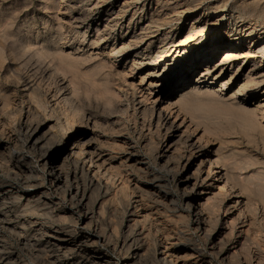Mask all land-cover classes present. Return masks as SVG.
<instances>
[{"label": "rangeland", "instance_id": "374dc122", "mask_svg": "<svg viewBox=\"0 0 264 264\" xmlns=\"http://www.w3.org/2000/svg\"><path fill=\"white\" fill-rule=\"evenodd\" d=\"M224 6L240 8L237 12L243 17L238 27L232 28L235 34L242 36L253 25L255 35L241 42L235 38L232 47L227 25L216 24ZM178 11L185 13L181 20L174 19ZM206 23L211 28L200 42L204 34L198 29ZM262 32L264 0H0V264H66L54 258V248L48 245L54 238L43 233L41 225L58 234L70 228L80 244L107 256L112 264H123L127 257L122 250V232L134 225L144 232V248L135 264H157L153 247L161 250L165 243L170 248L168 254L179 264H228L229 260L221 259L223 250L228 251V258L235 256L230 264H248L251 257L258 262L264 257V239L256 237L250 214L251 208L258 207V219H262L264 201L250 183L249 190L254 191L241 190L240 178L247 175V169L239 170L238 163H233L244 159V165L250 164L248 175L251 171L256 175L255 170L264 173V86H253L247 80L251 63L239 70L240 62L221 64L204 78L201 94L179 103L206 66L220 64L230 51L246 50L252 38ZM171 39L175 46L162 43ZM50 53H56L57 58ZM62 56L67 57L66 63ZM55 60L63 61L57 65L60 69L55 68ZM219 72L222 75L214 80ZM232 76L220 94L224 99H215L211 93ZM238 103L244 104V112L250 115L240 116ZM65 122L69 132L63 131ZM76 140L84 144L85 154L74 155L75 160L80 159L77 163L68 161L64 181L56 187L57 180L45 170L46 160L62 152L72 154ZM93 151L108 172L101 179L102 187L96 183L94 187L81 176L84 163L93 171L87 162ZM209 158L229 168L235 189L248 196L244 203L237 205L242 198L226 195L223 200H209L220 187L216 174L207 177ZM196 173L198 177H193ZM195 183L202 184L199 187L205 195L203 216H196L195 207L188 208L191 203L195 206L196 194L191 191ZM261 187L264 190V185ZM83 195L86 201L81 204ZM257 198L260 203L254 201ZM91 212H96L101 229L90 227L83 219L82 213ZM105 229L106 241L102 240ZM263 260L259 262L264 264Z\"/></svg>", "mask_w": 264, "mask_h": 264}, {"label": "bare ground", "instance_id": "6f19581e", "mask_svg": "<svg viewBox=\"0 0 264 264\" xmlns=\"http://www.w3.org/2000/svg\"><path fill=\"white\" fill-rule=\"evenodd\" d=\"M223 3V2H222ZM176 4V3H175ZM211 5V4H210ZM262 5V4H261ZM229 6V5H228ZM209 9V8H208ZM216 9V8H215ZM240 9V8H239ZM239 9H234L233 7H227V6H224V14H223V16L222 17H220L217 21H216V24H219L220 25V22H221V24L223 25V24H226L227 25V29H226V34L227 35H230V45L233 47V40L236 38V40H238V41H243L244 40V38L245 37H248L249 39L251 38V37H253L254 35H255V33H256V27H253V25L250 27V28H247L246 30H244L245 31V34L244 35H242V36H240L239 34H235L234 32H233V29L235 28V27H238V24H239V22H238V20H239V18H241V17H243V16H240L239 14H238V12L237 11H239ZM193 10V9H192ZM184 11V10H183ZM181 12V13H179V11L177 12V16H175V18L174 19H177V20H181L180 19V17L181 16H183L185 13V11H187V10H185L184 12ZM189 11V10H188ZM207 11V10H206ZM212 11V10H211ZM258 11V10H257ZM176 12V11H175ZM191 12V11H190ZM209 12V11H208ZM174 13V12H173ZM188 13V12H187ZM240 13H241V11H240ZM245 13V12H244ZM243 13V15L245 16V14ZM256 13V12H255ZM248 14V13H247ZM255 16H256V14H255ZM263 17V16H262ZM244 19V18H243ZM244 20H246V19H244ZM167 21V20H166ZM174 22V21H173ZM166 24V23H165ZM247 25H249V24H247ZM171 26V25H170ZM202 26H204V25H202ZM172 27V26H171ZM247 27V26H246ZM249 27V26H248ZM194 28V27H193ZM210 28H211V26L209 25V23H206V25H205V27L204 28H200V29H198V31L200 32V33H203L204 34V37L202 38V39H200V42H202L204 39H205V37H206V32L208 31V30H210ZM233 28V29H232ZM172 31H173V29H172ZM170 32V31H169ZM197 33V32H196ZM167 35V34H166ZM194 35V34H193ZM134 36V35H133ZM167 36H169V34L167 35ZM166 37V36H165ZM174 37V36H173ZM136 38V37H135ZM166 40V39H165ZM163 41L162 43H167V44H171V45H174L175 46V44H176V41L174 40V39H171L169 42H167V41ZM214 40H215V38L213 39V42L212 43H214ZM38 45V44H37ZM43 45V44H42ZM33 46V45H32ZM45 46V45H44ZM30 47V46H29ZM41 47H43V46H41ZM40 47V48H41ZM39 48V47H38ZM39 48V49H40ZM49 48V47H48ZM167 48V47H166ZM36 49V48H35ZM38 49V50H39ZM41 49H44V47L43 48H41ZM47 49V48H46ZM43 50V51H47V50ZM27 50V49H26ZM42 51V50H41ZM50 51H51V49H50ZM49 50H48V52H47V55H48V57H49V52H50ZM53 51V50H52ZM217 51H219V49H217L216 48V52ZM37 52V51H36ZM35 52V53H36ZM54 52V51H53ZM215 52V53H216ZM44 53H46V52H44ZM52 53V52H51ZM50 53V55L52 56H54L56 53H58V52H56V53H54V54H51ZM38 54H40V52L38 53ZM59 54V53H58ZM35 55V54H34ZM37 55V54H36ZM41 56H43V58L45 57L44 55H41ZM50 56V57H51ZM48 57H45V58H48ZM42 58V57H41ZM52 58V57H51ZM57 58V57H56ZM55 58V56L53 57V59H56ZM59 58V57H58ZM62 59H64L63 61L66 63V61L65 60H67V57H66V59L65 58H63V56L61 57ZM61 59V60H62ZM214 59V58H213ZM212 58L210 59V60H208V61H206V63L207 62H211L212 60H213ZM52 60V59H51ZM50 60V61H51ZM58 60H60V59H58ZM58 60H55L54 62H56L57 61V63L59 62ZM53 61V60H52ZM63 61H60V63H58V64H56V67L55 68H57L58 66L57 65H61L62 63H63ZM47 62V61H46ZM233 62H235V63H238V62H240L241 63V65H239L238 66V70H239V68L240 67H242V66H245V65H249L250 63H251V73L249 74V75H247V80L249 81V83H251V84H253V86H258V87H261V86H264V32H262V33H260V35H259V37L258 38H252V40L249 42V46L247 47V49L246 50H244V51H240V52H237V51H230L229 53H228V55H226L225 57H224V59H222V61L220 62V64H214L213 66H206L205 68H204V71H202L201 72V76H200V78H198L197 79V83L195 84V86H192V88H191V90L189 91V93L186 95V94H182L181 95V97H180V99H179V103L180 104H183L186 100H188L189 98L191 99V97L192 96H195L197 93H202L201 92V88L199 87L201 84H203V83H205V80H204V78L205 77H207L209 74H210V72H212L211 71V69H215L216 67H218L219 65H221V64H228V63H233ZM68 63V62H67ZM249 63V64H248ZM52 64V63H51ZM55 64V63H54ZM69 64V63H68ZM63 65V64H62ZM73 65V64H72ZM71 65V66H72ZM60 67V66H59ZM58 67V68H59ZM248 67V66H247ZM62 68H64L63 66L61 67V69ZM60 69V68H59ZM55 70V69H54ZM237 70V71H238ZM221 71H223V69L221 70ZM59 72V71H58ZM57 72V73H58ZM252 72H256V73H252ZM222 72H219V74L218 75H216L215 76V78H214V80H217L219 77H220V75H222L221 74ZM232 78H233V76L230 78V80H228V82H226V83H224L223 82V84L222 85H220V86H218V89L217 90H214V92L213 93H211V94H213V97L215 98V99H221V97H223V96H221L220 94L221 93H223L224 92V90H226V87H227V84H230L231 83V81H232ZM248 83V84H249ZM253 86H251V87H253ZM70 88V87H69ZM243 88V87H242ZM77 89V88H76ZM209 89V88H208ZM246 89V88H245ZM211 90V89H210ZM204 92V91H203ZM210 92V91H209ZM75 93V92H74ZM3 95V94H2ZM66 97H67V95H66ZM197 97V96H196ZM68 98V97H67ZM193 99H195L194 97H193ZM192 99V100H193ZM218 99V100H219ZM223 99H224V97H223ZM61 100V99H60ZM66 100L67 99H65V101H64V103L66 102ZM63 101V100H62ZM68 101H69V99H68ZM71 101L72 100H70V104H71ZM191 101V100H190ZM194 101V100H193ZM215 101V100H214ZM221 101V100H220ZM225 101V100H224ZM237 101V100H236ZM213 102V101H212ZM231 102V101H230ZM7 103V102H6ZM73 103V102H72ZM172 103V102H171ZM175 103V102H174ZM187 103H189L188 101H187ZM61 104V103H60ZM67 105H68V103H66ZM69 104V105H70ZM176 104V103H175ZM223 104H225V103H223ZM235 104H236V102H235ZM234 104V105H235ZM66 105V106H67ZM187 105V104H186ZM190 105V104H189ZM189 105L187 106V107H189ZM233 105V104H232ZM231 105V106H232ZM239 107H237L238 108V111H239V113H240V116H246V114H248V113H245L244 111H245V105L243 106L242 104H240V103H238L237 104ZM237 105H235V106H237ZM261 106H262V104H260ZM66 106H65V108H66ZM72 106L73 105H70V107L72 108ZM176 106V105H175ZM198 106V105H197ZM227 106V105H226ZM258 106H259V104H258ZM260 106V107H261ZM41 107V106H40ZM167 107V106H166ZM183 107H185L186 108V106H183ZM259 107V108H260ZM44 108V107H43ZM73 108H75V106H73ZM168 108H170L169 106H168ZM176 108H178V106L176 107ZM189 108H191V107H189ZM231 108V107H230ZM263 108H264V105H263ZM172 109V108H171ZM182 109H184V108H182ZM256 109H258L257 107H256ZM261 109V108H260ZM68 111H70V109H67ZM252 110H254V109H252ZM67 111V112H68ZM75 111V110H74ZM174 111V110H173ZM264 111V110H263ZM43 112V111H42ZM76 112H77V110H76ZM76 112H75V114H76ZM81 112V111H80ZM171 112H172V110H171ZM182 112V111H181ZM227 112H229V111H227ZM247 112V111H246ZM59 113V112H58ZM69 113L70 112H68L67 114L69 115ZM72 113V112H71ZM70 113V114H71ZM78 113V112H77ZM169 113V112H168ZM179 113V112H178ZM238 113V114H239ZM253 113V112H252ZM254 113H256V112H254ZM54 114V113H53ZM73 114V113H72ZM160 114V113H159ZM236 114V113H235ZM258 114V113H257ZM264 114V113H263ZM262 114V115H263ZM79 115V114H78ZM78 115H75V116H78ZM163 115V114H162ZM172 115V114H171ZM178 115L179 114H177V115H175L176 116V118L178 117ZM233 115V113H231V116ZM248 115H250V113L248 114ZM252 115V114H251ZM260 115H261V112H260ZM261 115V116H262ZM59 116V115H58ZM71 116V115H70ZM74 116V115H73ZM72 116V117H73ZM231 116L229 117V118H231ZM60 117V116H59ZM58 117V118H59ZM159 117H161V116H159ZM226 117V116H225ZM233 117H234V115H233ZM248 117V116H247ZM251 117H253V116H251ZM255 117V116H254ZM58 118H57V120H58ZM168 118V117H167ZM264 118V117H263ZM61 119V118H60ZM59 119V120H60ZM67 119V118H66ZM71 119V118H70ZM233 119V118H232ZM245 119V118H244ZM243 119V120H244ZM254 119V118H253ZM256 119H257V117H256ZM62 120V119H61ZM74 120V119H73ZM159 120H160V118H159ZM171 120V119H170ZM237 120V119H236ZM239 120V119H238ZM248 120V119H247ZM259 120V119H258ZM64 121H65V119H64ZM63 121V122H64ZM165 121V120H164ZM181 121V120H180ZM242 121V120H241ZM255 121H257V120H255ZM60 122H62V121H60ZM71 122V121H70ZM70 122H69V125H71L70 127H72V123L70 124ZM81 122V121H80ZM160 122V121H159ZM183 122H185V121H183ZM182 122V123H183ZM232 122L234 123V121L232 120ZM236 122V121H235ZM250 122V121H249ZM248 122V123H249ZM254 122V121H253ZM65 123H67V122H65ZM64 123V124H65ZM167 123H168V120H167ZM175 121L172 123V125H175ZM257 123H259V122H257ZM186 124V123H185ZM250 124V123H249ZM253 124V123H252ZM260 124V123H259ZM59 125V124H58ZM57 125V126H58ZM67 125H68V123L67 124H65V126L66 127H64L62 124H61V126L63 127V131L64 130H66L65 132H67ZM82 125V124H81ZM168 125V124H167ZM182 125H184V124H182ZM240 125V124H239ZM247 125V124H246ZM263 125V124H262ZM171 126V125H170ZM170 126H169V128H170ZM188 126V125H187ZM242 126V125H241ZM240 126V127H241ZM256 126V125H255ZM69 127V128H70ZM179 127H181L180 126V124H179ZM244 127V126H243ZM250 127V126H249ZM252 127V126H251ZM169 128H168V131H169ZM61 130H62V128H60ZM71 129V128H70ZM188 130H189V128H188ZM248 130H251V129H248ZM60 131V130H59ZM62 131V132H63ZM196 131V130H195ZM68 132H69V130H68ZM264 132V131H263ZM247 133V132H246ZM63 134H66V135H68L67 133H63ZM249 136V135H248ZM181 138V137H180ZM202 138V137H201ZM201 138H199V139H201ZM177 139V138H176ZM189 139V138H188ZM178 140H181V139H178ZM177 140V142H178V144H179V141ZM203 140V139H202ZM182 141V140H181ZM180 141V142H181ZM200 141V140H199ZM83 142H85V141H83ZM176 142V141H175ZM176 142V143H177ZM202 142V141H201ZM174 144V143H173ZM84 144L83 143H81V142H78L77 140H76V142L75 143H73V149H70L71 151L70 152H72V154H68V153H66V152H62V153H60L58 156H56V158H54V159H49V160H46V163H45V165L44 166H46V168H45V170H46V172L48 173V175L50 176V177H52L54 180L56 179L57 180V182H56V187H58L57 185H60L63 181H64V176H63V170H64V168L68 165V161L69 160H74V162H78L77 160H75V159H77L78 158V156H82V155H84L85 154V151H84V146H83ZM170 145V144H169ZM176 145V144H175ZM175 147V146H174ZM177 147V146H176ZM178 149H179V145H178V147H177ZM177 149V150H178ZM184 149V148H183ZM68 150V149H67ZM176 150V151H177ZM197 150V149H196ZM89 151V150H88ZM175 151V150H174ZM179 151V150H178ZM50 152V151H49ZM93 153H95L94 151L92 152V153H90L89 152V154H88V158H87V162H89V165H90V167L91 166H93V171L89 168V169H86L85 168V166H86V164L84 163V165H82L83 166V168H81L82 169V172H83V175H81L82 177L84 176L85 178H87L92 184H94V183H96V185H101L102 183H101V179H102V177H105V174L106 173H108L106 170H104V167H103V163L101 164L100 163V157H99V155H95V154H93ZM74 155L77 157V158H74ZM64 156V158H63V160H61L62 162H61V164L60 165H58L57 163H59V160L62 158ZM79 157V158H80ZM226 157V156H225ZM85 158V157H84ZM83 158V159H84ZM102 158V157H101ZM234 158V157H233ZM215 158H213L212 160H214ZM231 159V158H230ZM229 159V160H230ZM210 158L208 159V164H209V167H208V178L210 179V177H211V175L212 174H216L215 175V177L218 179V182H220L219 183V186H217V187H219V189H218V192H216L215 190L213 191L214 193H213V195L211 196V197H209V200H212V199H215V200H218L219 198L220 199H222L223 200V196H235L236 198H242L241 200L240 199H236L237 201H236V204L237 205H241L242 203H244V201H245V198H246V196L244 197L242 194H241V192L242 191H240V192H238V190H237V188L235 189V186L236 185H234V184H236L235 183V181H234V176L233 175H231V173H229L228 172V169L229 168H227V169H225V168H222V167H220L219 166V164L217 165V164H215L213 161H212ZM222 160V159H221ZM244 160V159H243ZM243 160H242V162H243ZM254 160V159H253ZM85 161H86V159H85ZM205 161V160H204ZM215 161V160H214ZM249 161V160H248ZM217 162V161H216ZM221 162H223V160L221 161ZM239 162H241V160L239 161ZM239 162L237 161V162H233V163H238L237 164V169H239V170H246L247 169V171H245L244 173H246L247 175H245V176H242V178H240L241 177V175H240V179H242L241 181H243V183H242V185H241V190H247L248 189V191H250V190H252V188L249 190V187H251V185L250 184H252V185H254L253 187L254 188H256L257 190V193H258V195L260 196L259 198L260 199H262L263 201H264V190L262 189V187L261 186H263L264 184V173L263 172H259L258 170H255V171H257L256 173V175H254V173H253V175H251L252 174V172L253 171H251V176L250 175H248V168H249V166H250V164H249V166L247 165L246 166V164L244 165V163H246V161L244 162V163H240L239 164ZM75 163V164H76ZM219 163V162H218ZM228 163V162H227ZM248 163V162H247ZM251 163V162H250ZM83 164V163H82ZM203 164V163H202ZM223 164V163H222ZM225 164V163H224ZM256 164V162H254V165ZM78 165V164H77ZM105 165V164H104ZM220 165H221V163H220ZM228 165V164H227ZM106 166V165H105ZM256 166V165H255ZM76 167V166H75ZM200 167V166H199ZM198 167V168H199ZM228 167V166H227ZM106 168V167H105ZM174 168V167H173ZM257 168V167H256ZM67 169V168H66ZM79 169V168H78ZM108 169V168H107ZM215 169H217V170H215ZM231 169L233 170V168L231 167ZM237 169H235V170H237ZM77 170V169H76ZM197 170V169H196ZM251 170V169H250ZM249 170V171H250ZM254 170V169H253ZM65 171V170H64ZM109 171V170H108ZM230 171V170H229ZM238 171V170H237ZM196 172V171H195ZM198 172V171H197ZM199 172H201V169H200V171ZM232 172V171H231ZM66 173V172H65ZM77 173V172H76ZM112 173V172H111ZM234 173H235V171H234ZM244 173H241V174H244ZM67 174V173H66ZM65 174V175H66ZM199 174V173H198ZM69 174H67V176H68ZM194 175V174H193ZM236 175V174H235ZM109 176H110V173H109ZM109 176H107L106 178H108ZM199 176H200V174H199ZM237 176H239V175H237ZM81 177V178H82ZM83 177V178H84ZM193 177H198L197 176V173H196V176H193ZM78 178V177H77ZM110 178V180H111V177H109ZM206 178V177H205ZM215 178V179H216ZM30 179V178H29ZM122 179V178H121ZM207 179V178H206ZM239 179V180H240ZM28 180V179H27ZM84 180V179H83ZM86 180V179H85ZM107 180V179H106ZM112 180H113V178H112ZM109 181V180H108ZM108 181H106V182H108ZM203 181V180H202ZM232 181H234V184L232 183ZM55 182V181H54ZM200 182H201V180H200ZM84 183H86V181L84 182ZM98 183V184H97ZM109 183H110V181H109ZM108 183V184H109ZM113 183V182H112ZM129 183V182H128ZM199 183V182H198ZM198 183H195L194 184V186H193V188H191V189H193V190H191V191H193L195 194H196V196L195 197H193V202L195 203V206H193V204L191 203L190 204V207H188V208H193V210H194V207H195V210L196 211H198L196 214V216H203L204 215V202L202 203V200L204 199V193L202 192V190H200V187L199 186H201V185H199ZM237 183H239V186H240V182H238L237 181ZM250 183V184H249ZM77 184V183H76ZM88 184V183H87ZM107 184V185H108ZM62 185V184H61ZM63 185H64V183H63ZM66 185H67V183H66ZM74 185V184H73ZM85 185V184H84ZM105 185V184H104ZM111 185V184H110ZM250 185V186H249ZM41 186V185H40ZM71 187V185H68V187ZM124 186V185H123ZM126 186V185H125ZM215 186V185H214ZM62 187V186H61ZM74 187V186H73ZM81 187V186H80ZM84 187H86V185L84 186ZM83 187V188H84ZM93 187V186H92ZM94 187H95V184H94ZM97 187V186H96ZM101 187H102V185H101ZM104 187V186H103ZM202 187V186H201ZM67 188V187H66ZM83 188H82V190H83ZM110 188V187H109ZM108 188V189H109ZM126 188V187H125ZM59 189V188H58ZM76 189H78V188H76ZM88 189V188H87ZM90 189V188H89ZM95 189V188H94ZM93 189V190H94ZM103 189V188H102ZM106 189V188H105ZM186 189V188H185ZM211 189V188H210ZM100 190V189H99ZM98 190V191H99ZM70 191V190H69ZM84 191V190H83ZM87 191V190H86ZM85 191V192H86ZM97 191V190H96ZM252 191H254V190H252ZM54 192V191H53ZM66 192V191H65ZM88 192V191H87ZM108 192V191H107ZM216 192V193H215ZM68 193V192H67ZM81 193V192H80ZM96 193V192H95ZM101 193V192H100ZM246 193V192H245ZM249 193V192H248ZM251 193V192H250ZM253 193V192H252ZM40 194V193H39ZM49 194V193H48ZM54 195V194H53ZM81 195V194H80ZM98 195V194H97ZM248 195H250V194H248ZM251 195H253V194H251ZM51 196V195H50ZM208 196H210V195H208ZM253 196H255V195H253ZM253 196H252V198H253ZM71 197V196H70ZM90 197V196H89ZM98 197V196H97ZM257 197V196H256ZM51 198V197H50ZM72 198H73V196H72ZM79 198V197H78ZM247 198H248V196H247ZM251 198V199H252ZM65 199H66V197H65ZM64 199V200H65ZM81 199V200H80ZM94 199H95V197H94ZM259 199V200H260ZM43 200V199H42ZM74 200V199H73ZM79 200H80V202H81V204H83L85 201H86V199H85V195H83L81 198H79ZM133 200H134V198H133ZM205 200V199H204ZM208 200V199H207ZM249 200V199H248ZM88 201H90V200H88ZM250 202L252 201V200H249ZM255 202L256 201H258V198H257V200H254ZM254 201H252V202H254ZM79 202V203H80ZM94 202H96V199L94 200ZM135 202V201H134ZM250 202H249V204H250ZM260 202H261V200H260ZM259 201H258V203H260ZM136 203V202H135ZM139 203V202H138ZM207 203V202H206ZM218 203H220V202H218ZM222 203V202H221ZM257 203V204H258ZM263 203V202H262ZM47 204V203H46ZM264 204V203H263ZM78 205V204H77ZM95 205V204H94ZM100 205V204H99ZM138 205H140V204H138ZM211 205V204H210ZM212 205H214V204H212ZM217 206H218V204H216ZM215 205V206H216ZM245 205V204H244ZM246 205H247V201H246ZM255 205L256 204H252V207H255ZM51 206V205H50ZM90 206H92V205H90L89 204V206L88 207H90ZM134 206V205H133ZM249 206V205H248ZM251 206V205H250ZM95 207V206H94ZM115 207V206H114ZM212 207H214V206H212ZM234 207H236V206H234L233 205V208ZM241 207V206H240ZM243 207V206H242ZM52 208V207H51ZM78 208V207H77ZM83 208V207H82ZM86 208V207H85ZM130 208V207H129ZM128 208V209H129ZM135 208V207H134ZM136 208H139L140 209V207H137L136 206ZM207 208V207H206ZM215 208V207H214ZM55 209V208H54ZM104 208H103V205H102V207H101V209L100 210H103ZM209 209V208H208ZM210 209H211V207H210ZM217 209V208H216ZM230 208H228V210H229ZM236 209V208H235ZM238 209V208H237ZM240 209V208H239ZM238 209V210H239ZM242 209H245V208H242ZM250 208L248 207V210H249ZM258 209V207H255V208H251V210H252V212L250 213V214H252V222H251V226H254L255 227V235H256V237L259 239V240H261L262 238L264 239V216H262V219L260 218V219H258V214H260L259 213V211L257 210ZM207 210V209H206ZM218 210H219V208H218ZM217 210V211H218ZM227 210V211H228ZM231 210V209H230ZM45 211V210H44ZM85 211H87V210H85ZM85 211H83V212H85ZM90 211V210H89ZM88 211V212H89ZM111 211V210H110ZM109 211V212H110ZM137 211V210H136ZM212 211H216V210H213L212 209ZM240 211H241V209H240ZM129 212V211H128ZM127 212V213H128ZM139 212V211H138ZM141 212V211H140ZM230 212V211H229ZM249 212V211H248ZM263 212V211H262ZM50 213V212H49ZM96 213V212H95ZM95 213L94 212H91V213H82L83 214V219L88 223V225L90 226V227H92V226H95V227H98L99 228V224H100V221H99V219L98 220H96V218H95ZM209 213V212H208ZM214 213V212H213ZM218 213H220V212H218ZM244 213V212H243ZM76 214H79V213H76ZM101 214V213H100ZM247 214V213H246ZM245 214V215H246ZM262 214V213H261ZM131 215H133L132 214V211H131ZM136 215H138V214H136ZM216 215V214H215ZM237 215H238V213H237ZM244 215V216H245ZM104 216H106V215H104ZM104 216H103V218H104ZM147 216V215H146ZM208 216V215H207ZM206 216V217H207ZM218 216V215H217ZM238 216H240V215H238ZM260 216V215H259ZM80 217V216H79ZM100 217H101V215H100ZM151 217V216H150ZM205 217V218H206ZM211 217V216H210ZM213 217V216H212ZM216 217V216H215ZM250 217V216H249ZM48 218V217H47ZM102 218V217H101ZM108 218V217H107ZM129 218V217H128ZM140 218V217H139ZM146 218V217H145ZM237 218V217H236ZM236 218H233V219H236ZM241 218H243V217H241ZM248 218V217H247ZM141 219V218H140ZM208 219V218H207ZM214 219V218H213ZM221 219V218H220ZM233 219H231L232 221H233ZM246 219V218H245ZM245 219H243L244 220V222H246L245 221ZM56 220V219H55ZM78 220V219H77ZM104 220V219H103ZM110 220V219H109ZM154 220V219H153ZM152 220V221H153ZM173 220V219H172ZM251 220V219H250ZM249 220V221H250ZM260 220V221H259ZM107 221V220H106ZM106 221H105V223H106ZM204 221V220H203ZM210 221V220H209ZM218 221H221V220H219L218 219ZM240 221V220H239ZM134 222V221H133ZM137 222V221H136ZM145 222V221H144ZM173 222V221H172ZM171 222V223H172ZM201 222V221H200ZM207 222V221H206ZM215 222V221H214ZM32 223V222H31ZM104 223V224H105ZM141 223V222H140ZM177 223V222H176ZM211 223V222H210ZM233 223V222H232ZM243 223V222H242ZM250 223V222H249ZM39 224H41V223H39ZM136 224V223H135ZM151 224V223H150ZM208 224V223H207ZM223 224V223H222ZM227 224V223H226ZM225 224V225H226ZM231 224V223H230ZM76 225V224H75ZM124 225V224H123ZM130 225V224H129ZM155 225V224H154ZM204 225V224H203ZM219 225V224H218ZM233 225H234V223H233ZM39 226V225H38ZM77 226V225H76ZM75 226V227H76ZM114 226V225H113ZM128 226V225H127ZM144 226V225H143ZM197 226V225H196ZM206 226V225H205ZM211 226H212V224H211ZM240 226V225H239ZM74 227V226H73ZM78 227V226H77ZM84 227V226H83ZM115 227V226H114ZM121 227H122V225H121ZM120 227V228H121ZM125 227V226H124ZM231 227V226H230ZM235 227V226H234ZM237 227V226H236ZM253 227V228H254ZM39 228V227H38ZM55 228V227H54ZM87 228H88V226H87ZM107 228V227H106ZM249 228V227H248ZM252 228V229H253ZM263 228V229H262ZM40 229H41V231L43 232V233H45V234H47V235H50L52 238H54L53 240H49L48 241V245L51 247V248H54V249H52L53 250V253L54 254H56V255H54V258L56 259V260H58V261H61V260H63V261H66V264H112V262H111V260L107 257V256H103V257H101V254L100 253H98L97 251H94V250H91V249H89V248H87V247H84L82 244H80V240L78 241V239H75L73 236H72V234H73V231L72 230H70V228H68V230H66V231H64V233H62V234H58L57 232H55V231H52L53 230V228L52 227H46L45 225H41L40 226ZM78 229V228H77ZM96 229V228H95ZM99 229H101V228H99ZM234 229H236V228H234ZM106 231H104L103 232V234H102V237H103V239L102 240H104V241H106L107 240V234H108V230L107 229H105ZM110 230V229H109ZM114 230V229H113ZM146 230V229H145ZM216 230V229H215ZM233 230V229H232ZM231 230V231H232ZM247 231H248V229H246ZM254 230V229H253ZM39 231V230H38ZM122 231H124V230H122ZM166 231V230H165ZM205 231L207 232V229L205 228ZM204 231V232H205ZM210 231V230H209ZM99 232V231H98ZM110 232V231H109ZM113 232V231H112ZM111 232V233H112ZM149 232H152V231H149ZM205 232V233H206ZM219 232V231H218ZM227 232V231H226ZM252 232V231H251ZM39 233V232H38ZM72 233V234H71ZM117 233V232H116ZM148 233V232H147ZM208 233V232H207ZM239 233V232H238ZM94 234V233H93ZM144 234V232H143V230H140L138 227H137V225H134V226H130V227H128L127 228V230L125 231V233L124 232H122V244H123V247H122V250L123 251H125L124 253H126L127 254V257L124 259V257H123V259H124V262H123V264H135L136 262L135 261H137V259H140V252H142V249L144 248V243H142V241H141V238H142V235ZM46 235V236H47ZM150 235V234H149ZM220 236H221V234H219ZM36 236V235H35ZM207 236H209V234H207ZM49 237V236H48ZM170 237V236H169ZM206 237V236H205ZM255 237V238H256ZM90 238V237H89ZM100 238V237H99ZM211 238V237H210ZM249 238H251V236L249 237ZM45 239V238H44ZM143 239V238H142ZM148 239V238H147ZM168 239V238H167ZM210 240V239H209ZM116 241V240H115ZM249 241V240H248ZM257 240H255V242H256ZM77 242H79V245H77ZM84 242V241H83ZM90 242V241H89ZM97 242H98V240H97ZM224 242V241H223ZM226 242V241H225ZM47 243V242H46ZM103 243V242H102ZM117 243V242H116ZM163 243V242H162ZM222 243V242H221ZM250 243V242H249ZM83 244H85V243H83ZM110 244V243H109ZM146 244V243H145ZM172 244V243H171ZM224 244V243H223ZM226 244V243H225ZM236 244V243H235ZM243 244V243H242ZM259 244H261V243H259ZM259 244H258V246H259ZM33 245V244H32ZM104 245V244H103ZM108 245V244H107ZM114 245H115V243H114ZM147 245H148V243H147ZM158 245V244H157ZM156 245V246H157ZM160 245V244H159ZM173 245V244H172ZM251 245V244H250ZM257 245V244H256ZM117 246V245H116ZM162 246V248L163 249H159V248H157V247H153V252H154V260H155V262L157 263V264H179L178 263V261L176 260V259H173V258H171V254H168V253H170V248H169V246L167 245V243H165V244H162L161 245ZM211 246V245H210ZM220 246V245H219ZM263 246V245H262ZM121 247V246H120ZM50 248V249H51ZM104 248V247H103ZM226 248V247H225ZM255 248V247H254ZM260 248V247H259ZM117 249V248H116ZM223 249V248H222ZM239 249H240V247H239ZM244 249V248H243ZM261 249H263V252H264V248H261ZM146 250V249H145ZM195 251H197V250H195ZM199 251H202V250H199ZM234 251V250H233ZM232 251V252H233ZM238 252H240V251H238ZM242 252V251H241ZM243 252H244V250H243ZM242 252V253H243ZM246 252V251H245ZM253 252V251H252ZM209 253V252H208ZM228 253V251H226V250H223L221 253H220V255L222 256V258L221 259H223V260H225V261H227V260H229V262H228V264H230V262H231V260H232V258L234 259L235 258V256H231V257H229L228 258V256H225L226 254ZM247 253V252H246ZM255 253H256V256L257 257H259L260 255H259V253L258 252H256L255 251ZM261 253V252H260ZM118 255H119V253H117ZM158 254H160V256H161V258L160 257H158ZM173 254V253H172ZM193 254V253H192ZM237 255V250H236V253H234V255ZM244 254V253H243ZM251 254V253H250ZM198 255V254H197ZM248 255V254H247ZM263 255V254H262ZM73 256V259H71V260H75V262L74 263H71L70 261V259L69 258H71ZM121 256V255H120ZM193 256H195V257H198V256H196V255H193ZM218 256H219V254H218ZM240 256H243V255H240ZM264 256V255H263ZM75 257V258H74ZM131 257H132V259H131ZM238 256H236V258H237ZM53 258V257H52ZM239 258H241V257H239ZM238 258V259H239ZM256 258V257H255ZM264 257H259V261L260 260H262ZM76 259H78L77 261H76ZM144 259H146V258H144ZM196 259H199V258H196ZM195 259V260H196ZM142 260V259H141ZM237 260V259H236ZM245 260V259H244ZM115 261V260H114ZM241 261V260H240ZM257 262V260H254V259H252V257H251V259L249 260V262H247L248 264H261L260 262ZM264 261V260H263ZM262 261V262H263ZM120 262V261H119ZM242 262V261H241ZM240 262V264H242ZM55 263V262H54ZM210 263V262H209ZM223 263H225V262H223ZM234 263V262H233ZM114 264H116V263H114ZM118 264V263H117ZM235 264V263H234Z\"/></svg>", "mask_w": 264, "mask_h": 264}]
</instances>
